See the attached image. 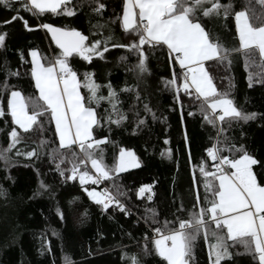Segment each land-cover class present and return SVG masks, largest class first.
Listing matches in <instances>:
<instances>
[{
  "label": "trees",
  "instance_id": "trees-1",
  "mask_svg": "<svg viewBox=\"0 0 264 264\" xmlns=\"http://www.w3.org/2000/svg\"><path fill=\"white\" fill-rule=\"evenodd\" d=\"M220 2L227 4L229 0ZM98 3L105 5L99 13L94 11ZM123 3L124 0H69L58 9L59 15H39L35 10L20 11L19 15L28 21L32 31L26 30L20 21L4 24L16 12L0 5V34L7 33L5 46L0 48V88L4 86L6 77L8 83V89L0 92V108L7 113V99L11 90H18L25 97H38L31 78L29 50H38L40 56L45 58L42 63L46 65L55 62L59 49L47 30L38 25L50 23L55 27L75 29L88 37L86 43L100 40L101 50L105 46L109 49L104 53V59L93 56L91 62L75 55L70 57V64L78 72V78L83 81L85 73L92 74L94 81L102 86L100 94L105 97L108 89L104 85L111 83L118 93V109L126 116L120 126L105 123L112 113L108 102L101 101L99 106L91 104L102 125L95 127L94 138L107 137L109 141L101 146L105 163L112 166L120 148H124L132 150L140 164L138 168L115 176V183L125 193L119 198L128 214L114 205L105 210L90 200L85 189L106 187L114 191L112 181L81 186L78 176L71 181L61 177L56 170V162L49 159L48 151L59 148L53 123H45L43 133L21 132L24 143L17 145V148L26 151L36 148L39 156L31 159L16 157L13 149L9 154L12 157L9 165L0 160V186L8 193L7 197H0V264H64L65 256L73 264H132L133 256L139 260V264H167L153 250V229L159 227L162 231H169L178 227L179 220L189 219L191 211L198 212L201 206H210L204 203V180L199 166L204 164L208 171H215L213 165L216 162L207 157L206 149L217 142L220 122L217 121L216 127L205 122L200 110L201 102L194 95L186 96L183 91L177 93L167 85L173 72L179 71V68L170 62L165 46L154 50L144 46L148 73L137 80L135 72L130 70L138 62L136 55L125 48L112 47L113 44L127 45L133 42L129 33L121 27ZM232 3L236 10H243L246 0H232ZM253 6L259 11L258 5ZM12 7L20 9L21 4L13 2ZM64 7L75 14L64 15ZM205 24L207 30L218 36L226 47L239 46L231 15L225 19L222 12L219 17L205 20ZM121 56L128 59L120 61ZM256 63H260L258 57ZM9 72L19 74L8 76ZM212 72L218 91L228 92V98L233 100L238 110L257 114L256 119L247 123L239 121L233 122L231 127L223 125L225 131L219 139L224 141L227 137L225 143L243 144L248 153L264 163V82H260V75L254 77L251 87L248 81L249 72L259 74L264 70L259 67L246 68L244 58L234 56L231 68L219 67ZM126 86L135 87L140 100L136 99L135 91L122 92L121 89ZM80 91L87 98V90L82 87ZM145 104L150 111L145 110ZM189 112L194 115L189 116ZM141 119L144 124L138 126ZM14 127L17 126L12 125L9 115L0 117V149L8 146V133ZM41 140L49 143L38 147ZM73 150L79 154L78 147L74 146ZM223 154L229 155L228 152ZM72 163H76L81 170H90L89 163L80 165L71 153L61 164V169H70ZM253 168L258 182L264 186V167ZM69 174L70 171H66L65 175ZM41 182L48 186V190H41V195L33 197ZM142 185H152V192L137 198V190ZM150 194L151 200L148 199ZM208 199H212L211 195ZM57 208L63 219L57 214ZM165 222H171L168 229L164 227ZM208 223L210 229L215 230L210 220ZM220 234L226 237V230ZM13 238L15 243H12ZM211 242V237L206 241L201 232L191 264H209ZM227 243L233 244L232 241ZM145 246L148 254L145 253ZM229 252L232 259H226L221 264H258L239 244L229 247Z\"/></svg>",
  "mask_w": 264,
  "mask_h": 264
},
{
  "label": "snow or ice",
  "instance_id": "snow-or-ice-1",
  "mask_svg": "<svg viewBox=\"0 0 264 264\" xmlns=\"http://www.w3.org/2000/svg\"><path fill=\"white\" fill-rule=\"evenodd\" d=\"M13 2L20 3L21 8L14 9ZM68 2L69 0H0V5L16 12L10 20H5L3 23L20 21L26 30L32 31L28 21L19 15L20 11L35 10L39 15L45 13L59 15L58 9ZM253 5H258L259 11ZM104 8V4L98 3L94 11L99 13ZM222 12L225 19L231 15L234 20L238 47H226L218 36L207 30L205 20L213 16L219 17ZM63 14L72 16L75 13L64 7ZM120 22L122 29L129 33L133 42L127 45L113 44L112 47L125 48L129 53L136 55L138 62L130 70L135 72L137 80L148 73L144 46L147 45L153 50L166 46L170 62L178 65L179 68V71L173 72L172 78L166 82L167 85L174 88L177 93L183 91L186 96L194 95L195 99L201 102L203 120L213 127L217 126V121L221 125L217 131V142L206 149L207 157L216 162L213 165L215 171H208L204 164L199 166L204 180V203L210 206L206 208L201 206L198 212L191 211L189 219L179 220L178 227L169 231H162L159 227L154 228V236L151 239L153 250L167 264H191L195 244L203 232L206 241L209 237L213 241L209 244V264H221L226 259H232L229 247L235 244L246 249L258 264H264V186L258 182L253 168V166L264 167V163L248 153L243 144L237 146L235 143H225L227 137L224 141L219 139L225 131L223 125L227 124L231 127L233 122L247 123L256 119L257 114L238 110L233 100L228 98V92L218 91L212 72L219 67L231 68L234 56L243 57L246 68L259 67L264 70V0H246L243 10H236L232 0L227 4H222L220 0H124ZM38 27L46 29L51 34L59 53L54 63L48 62L46 65L42 63L44 57H41L36 50H29L31 78L39 95L25 97L18 90L10 91L7 113L0 108V117L9 115L12 125L17 127L12 128L8 133L9 143L6 148L0 149V160L9 165L12 161L9 154L13 149L16 157L38 158L39 152L36 148L30 151L17 148V145L24 143L20 133L27 134L31 131L43 133L45 123H54V136L58 138L59 148L50 149L48 156L51 161L56 162L59 175L69 181L78 176L81 186L112 181L114 191L109 188L101 191L95 189H85V191L90 200L101 205L103 209L106 210L114 205L127 215V209L119 198L125 193L120 191V186L115 183V176L129 168H138L140 164L135 153L124 148H120L112 166L105 163L101 146L109 141L107 137L94 138L95 127L102 125L96 111L91 107L93 103L99 106L101 101H107L112 113L104 122L120 126L126 116L118 109L120 103L118 93L111 83H108L104 85L108 89L107 97L101 95L102 86L94 81L92 74L85 73L81 81L78 72L69 61L74 55L87 62H91L93 56L104 59V53L109 49L105 46L101 50L100 40L86 43L88 37L75 29L55 27L50 23H41ZM6 39L7 33L0 34V48L5 46ZM257 57L260 62L258 65ZM21 59H24L23 54ZM119 59L126 61L128 57L121 56ZM18 74V72H9L7 75L18 76ZM256 75H260V82H264V72L259 74L249 72L250 87ZM82 87L88 92L87 98L81 95ZM7 89L6 77L0 92ZM121 91L126 93L135 91L136 99L140 100L139 92L135 87L126 86ZM177 101L179 102L178 96ZM144 108L150 111L147 104ZM192 115L194 113L189 112V116ZM142 124L144 120L141 119L138 121V126ZM185 142L186 144L188 142L186 134ZM48 143L46 140H41L38 147H44ZM74 146L78 147L79 154L73 150ZM224 152H228L229 155L223 154ZM69 153L79 160L80 165L90 163L95 175H90L86 169L81 170L76 163H72V167L68 170L61 169V164L65 163ZM66 171H70L71 174L65 175ZM193 182L194 185L197 184L195 178ZM41 190H48V186L43 182L39 184L33 197L41 195ZM151 192L152 185H142L137 190V198ZM7 195V190L0 186V197ZM209 195L212 197L211 200L208 199ZM148 199H152L151 194ZM69 203L71 204L72 201ZM199 204L200 198L197 195V205ZM57 214L63 219L59 208ZM209 220L215 225V230L210 229ZM170 223L165 222V229H168ZM223 230H226V237L220 234ZM147 239L146 236L145 240ZM227 241H232L233 244L229 245ZM15 242L13 238L12 243ZM145 253L148 254L146 246ZM63 261L64 264H73L67 256L63 257ZM132 264H139L135 256L132 258Z\"/></svg>",
  "mask_w": 264,
  "mask_h": 264
},
{
  "label": "crops",
  "instance_id": "crops-1",
  "mask_svg": "<svg viewBox=\"0 0 264 264\" xmlns=\"http://www.w3.org/2000/svg\"><path fill=\"white\" fill-rule=\"evenodd\" d=\"M136 12L138 13V9H136ZM122 15H123V11H122ZM122 15H121V17H122ZM137 19H138V16H137ZM166 47V46H165ZM31 50H36V49H31ZM37 52H38V50H36ZM29 52V51H28ZM39 53V52H38ZM40 55V54H39ZM28 57H29V60H30V65H31V57L28 55ZM54 63V62H53ZM178 66V65H177ZM34 82V81H33ZM37 93H38V91H37ZM10 94V93H9ZM39 95V94H38ZM9 96V95H8ZM219 114V113H218ZM53 125H54V123H53ZM54 129H55V125H54ZM57 141H58V138H57ZM58 144H59V141H58ZM118 155H119V153H118ZM136 156V155H135ZM118 157V156H117ZM138 160V159H137ZM89 168L91 169V171L92 172H94V170L91 168V165H90V163H89ZM129 169H133V168H129ZM128 169V170H129Z\"/></svg>",
  "mask_w": 264,
  "mask_h": 264
},
{
  "label": "rangeland",
  "instance_id": "rangeland-1",
  "mask_svg": "<svg viewBox=\"0 0 264 264\" xmlns=\"http://www.w3.org/2000/svg\"><path fill=\"white\" fill-rule=\"evenodd\" d=\"M88 172H89L90 175H95V172H92L91 169H90ZM78 179H79V178H78ZM104 188H106V187H101L100 189H96V188H95V190H96V191H101V190L104 189ZM90 190H93V189H90Z\"/></svg>",
  "mask_w": 264,
  "mask_h": 264
},
{
  "label": "water",
  "instance_id": "water-1",
  "mask_svg": "<svg viewBox=\"0 0 264 264\" xmlns=\"http://www.w3.org/2000/svg\"><path fill=\"white\" fill-rule=\"evenodd\" d=\"M49 34V33H48ZM49 37H50V39L52 40V38H51V34H49ZM54 43V42H53ZM55 44V43H54ZM56 46V45H55Z\"/></svg>",
  "mask_w": 264,
  "mask_h": 264
},
{
  "label": "built area",
  "instance_id": "built-area-1",
  "mask_svg": "<svg viewBox=\"0 0 264 264\" xmlns=\"http://www.w3.org/2000/svg\"><path fill=\"white\" fill-rule=\"evenodd\" d=\"M154 235V234H153Z\"/></svg>",
  "mask_w": 264,
  "mask_h": 264
}]
</instances>
